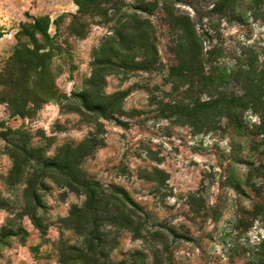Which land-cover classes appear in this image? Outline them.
I'll list each match as a JSON object with an SVG mask.
<instances>
[{"label": "rangeland", "instance_id": "1", "mask_svg": "<svg viewBox=\"0 0 264 264\" xmlns=\"http://www.w3.org/2000/svg\"><path fill=\"white\" fill-rule=\"evenodd\" d=\"M154 1V11L141 17L154 27L156 62L145 70L114 67L105 78L106 93L129 90L124 113L113 114L119 124L81 110L73 96L83 90L113 21L86 19L81 37L73 31L79 26L70 24L77 10L73 0H0V72L18 46L31 47L25 30L33 18L49 17V45L37 38L51 55L47 69L34 75L33 89L41 96L37 108L28 103V114L20 116L0 101V264H63L62 258L67 264H90L71 260L76 252L68 249H85L84 232L91 226L79 219L77 232L69 218L73 207L83 206L84 195L65 187L57 171L44 175L36 157L55 158L60 146L88 136L97 145L81 170L107 194L111 187L124 190L135 214L131 230L99 213L97 264H243L224 256L218 238L237 219L247 218L253 201L264 204V102L256 111L238 113L237 125L221 118L200 133L166 118L159 101L205 95L172 86L168 68L175 64V30L165 5L189 16L205 47L220 48L215 62L223 74L220 89L236 96L241 88L232 72L238 57L255 56L264 71V0H227L225 7V0ZM123 2L121 10H130L134 0ZM113 12L110 16L117 17ZM7 91L0 85V100ZM20 147L33 154L25 163ZM261 227L255 222L248 235L264 234Z\"/></svg>", "mask_w": 264, "mask_h": 264}, {"label": "trees", "instance_id": "2", "mask_svg": "<svg viewBox=\"0 0 264 264\" xmlns=\"http://www.w3.org/2000/svg\"><path fill=\"white\" fill-rule=\"evenodd\" d=\"M77 10L71 14L72 26L76 35L86 33V19L102 17L104 21H113L112 34L93 56L90 75L83 81V90L73 94L78 99L81 110L97 114L104 119L121 123L113 114L124 113L123 101L129 90H116L112 93L104 91L106 76L114 71V67L128 70H145L151 63L156 62L157 50L155 45L154 27L149 18H142L141 14L150 15L156 7V1L134 0L130 10H121L123 0H73ZM223 7L228 1L222 2ZM108 5V6H107ZM166 7V15L175 30L173 54L175 64L168 68V75L174 89L186 86L188 91L198 89L205 98H190L186 102H162V113L175 123L189 126L193 132L200 133L213 129V124L221 118L237 125L238 113L256 111L264 102V71L257 63L255 56L246 55L236 59L233 77L239 82L241 93L227 96L220 89L223 74L216 70L215 62L220 54L216 45L205 47L203 39L198 35L194 22L189 16H179ZM118 14L112 18L110 11ZM49 17L33 18L26 35L31 40V47L18 46L5 68L0 72V85L8 91L0 101L7 102L13 113L26 116V105L37 106L41 98L33 89L37 82L34 75H39L48 67L50 53L45 45H49ZM45 42V45L40 43ZM115 46V47H114ZM142 60H136L137 57ZM118 60V61H115ZM153 98H150L152 103ZM79 112V111H78ZM82 112H79L81 114ZM264 136V131L262 132ZM97 144L89 136L76 145L64 144L57 150L55 158L44 157L39 154L37 161L43 174L48 170L57 171L63 176V185L70 191L85 197L82 207H73L69 212L73 228L80 231L79 219L91 226L85 233V249L69 247L76 254L70 258L88 260L90 264H97L96 255H101L97 248L102 244L98 232L99 213L104 215L110 224L133 230L135 227L133 204L121 188L111 187L110 193H105L103 185L89 179L80 168L83 159L92 153ZM19 153L24 156L21 163H25L33 154L25 147H20ZM16 168V173L20 171ZM18 168V169H17ZM45 175V174H44ZM250 189L253 185L247 184ZM246 219H237V223L229 230H224L218 238L224 249V256L233 261L241 258L243 264H264V234L257 233L254 238L248 235L255 222L262 225L264 230V204L253 201L251 210L245 212ZM37 225V224H36ZM113 247V246H111ZM67 264L66 258L60 260Z\"/></svg>", "mask_w": 264, "mask_h": 264}, {"label": "clouds", "instance_id": "3", "mask_svg": "<svg viewBox=\"0 0 264 264\" xmlns=\"http://www.w3.org/2000/svg\"><path fill=\"white\" fill-rule=\"evenodd\" d=\"M253 119H256L255 117Z\"/></svg>", "mask_w": 264, "mask_h": 264}]
</instances>
